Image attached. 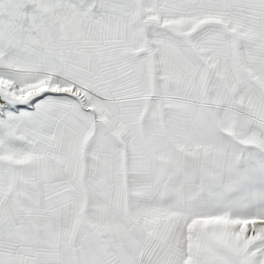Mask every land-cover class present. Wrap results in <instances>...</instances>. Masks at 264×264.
I'll return each instance as SVG.
<instances>
[{
    "label": "snow or ice",
    "instance_id": "snow-or-ice-1",
    "mask_svg": "<svg viewBox=\"0 0 264 264\" xmlns=\"http://www.w3.org/2000/svg\"><path fill=\"white\" fill-rule=\"evenodd\" d=\"M0 264H264V0H0Z\"/></svg>",
    "mask_w": 264,
    "mask_h": 264
}]
</instances>
